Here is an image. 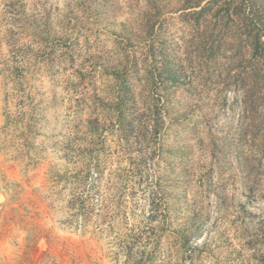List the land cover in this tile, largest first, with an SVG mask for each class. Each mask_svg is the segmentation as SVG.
Wrapping results in <instances>:
<instances>
[{
  "label": "rangeland",
  "instance_id": "374dc122",
  "mask_svg": "<svg viewBox=\"0 0 264 264\" xmlns=\"http://www.w3.org/2000/svg\"><path fill=\"white\" fill-rule=\"evenodd\" d=\"M163 2L178 88L158 79L131 0L114 3L113 27L80 19L93 0H0V264H264L263 91L249 111L231 42L208 72L179 0ZM46 17L52 47L36 31Z\"/></svg>",
  "mask_w": 264,
  "mask_h": 264
},
{
  "label": "trees",
  "instance_id": "16d2710c",
  "mask_svg": "<svg viewBox=\"0 0 264 264\" xmlns=\"http://www.w3.org/2000/svg\"><path fill=\"white\" fill-rule=\"evenodd\" d=\"M93 1L95 2L94 12L89 13L88 9L89 15L86 14L88 17L82 16L80 19L87 18L88 22H90V19H97L105 27H113L117 16L120 15V11L117 10L118 6H116L118 0ZM131 1L140 6L138 10L141 18L139 27L143 32L144 39L151 40L150 47L153 46L154 42L156 44L155 50L151 47V57L161 64L160 72L157 73V75H160L158 79L162 84L178 88L181 81L180 74L183 70L181 62L176 59L174 53H167L162 40L163 15H165L167 9V3H164L163 0ZM178 3L179 6L174 9L175 12H180L178 20L199 37L195 50L198 54V63L199 60L203 61L202 68L206 67V70L214 68L212 70L215 71L217 69V58L223 50L221 45H224L223 42H231V51H234L231 58L238 59L235 64L237 67L233 70V79L234 81L238 79L243 82V87L248 86V81L251 82L247 89V93L251 97L248 102V110L255 112L254 100L258 98L257 94L262 90L260 96L264 95V0H179ZM80 7L83 8V3L80 4ZM84 10L87 12V8H84ZM82 15H85V13ZM107 17H110L108 23L106 21ZM14 19L16 18L12 17V20ZM129 21L127 20V22ZM119 25L122 30L116 32L115 41H119L123 37H126L125 40L129 41L130 32H127L126 25ZM36 31H40L42 34L41 40L45 42V45L52 47L53 40L51 39L56 38V36H53L51 30L47 27V17L42 30L37 29ZM243 49L247 52L246 57ZM53 51L51 50V52ZM188 61L189 63L193 62L190 59ZM242 61H246V64L242 65ZM230 74L232 73L230 72ZM119 82L117 90L119 103L115 107L114 121L117 123L120 135L127 140V135H130L135 127V119L130 112V107L134 105V99L128 80L124 78ZM165 88L168 89L167 86ZM167 99L166 101H168ZM156 101L159 103L160 98L158 97ZM154 107L158 112L160 111L158 104L154 103ZM74 207L73 204H70V208L74 209ZM78 207V215L80 217H82V214L86 215L83 209L84 205Z\"/></svg>",
  "mask_w": 264,
  "mask_h": 264
},
{
  "label": "crops",
  "instance_id": "0c3cea01",
  "mask_svg": "<svg viewBox=\"0 0 264 264\" xmlns=\"http://www.w3.org/2000/svg\"><path fill=\"white\" fill-rule=\"evenodd\" d=\"M13 239L14 238H12L11 240L13 241ZM7 241V239L6 238H2L1 239V237H0V252L1 253H4L5 255L7 254L5 251L7 250V246H3V245H5V242ZM8 251V250H7ZM21 258H19V260H20ZM7 264H21V261H17V260H14V261H12L10 258L9 259H7Z\"/></svg>",
  "mask_w": 264,
  "mask_h": 264
},
{
  "label": "bare ground",
  "instance_id": "6f19581e",
  "mask_svg": "<svg viewBox=\"0 0 264 264\" xmlns=\"http://www.w3.org/2000/svg\"><path fill=\"white\" fill-rule=\"evenodd\" d=\"M0 200H2V197H0Z\"/></svg>",
  "mask_w": 264,
  "mask_h": 264
}]
</instances>
